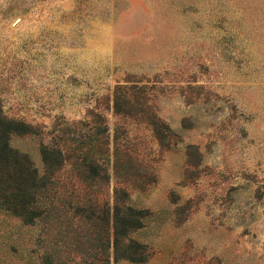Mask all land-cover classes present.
Instances as JSON below:
<instances>
[{
  "label": "rangeland",
  "instance_id": "rangeland-1",
  "mask_svg": "<svg viewBox=\"0 0 264 264\" xmlns=\"http://www.w3.org/2000/svg\"><path fill=\"white\" fill-rule=\"evenodd\" d=\"M118 87L139 98L129 114ZM0 102L34 131L10 145L41 174L43 144L103 139L105 121L153 176L129 188L144 261L111 247L106 262L103 184L83 189L68 164L51 214L0 210V264H264V0H0Z\"/></svg>",
  "mask_w": 264,
  "mask_h": 264
},
{
  "label": "trees",
  "instance_id": "trees-1",
  "mask_svg": "<svg viewBox=\"0 0 264 264\" xmlns=\"http://www.w3.org/2000/svg\"><path fill=\"white\" fill-rule=\"evenodd\" d=\"M118 89L120 87L114 93V110L121 115L129 114L135 107L134 103L140 104L139 98L131 93L132 99L128 91L121 93ZM149 121L157 142L162 146L168 145L169 128L156 115L149 117ZM30 133L34 131L29 125L5 115L0 102V210L29 225L36 224L43 214H51L54 207L55 190L59 186L55 172L63 165L71 164L77 172L78 186L80 184L89 191L98 182L103 184V246L106 262L110 259L111 247L116 258L144 261L136 257L141 246L131 237V233L143 226L146 213L131 203L129 188H145L153 181V176L150 177L139 164L129 142L121 140L119 136L111 138L107 124L103 121V139L86 134L79 140L71 138L61 146L58 142L43 144L41 156L45 171L41 174L26 153L10 145L13 134ZM59 139L64 140L63 137ZM70 142L77 143L73 151L69 149ZM113 178L117 186L113 189L111 200L109 189ZM91 194L92 197H89V192L84 197V203H89L90 208L94 206L92 198L95 196L94 192ZM63 205L66 203L63 202ZM88 218L95 220L94 212Z\"/></svg>",
  "mask_w": 264,
  "mask_h": 264
}]
</instances>
